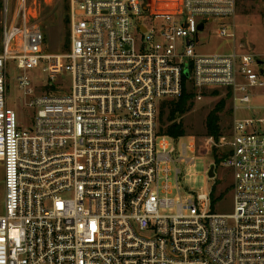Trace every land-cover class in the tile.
I'll return each instance as SVG.
<instances>
[{"label":"built area","instance_id":"2783aa9c","mask_svg":"<svg viewBox=\"0 0 264 264\" xmlns=\"http://www.w3.org/2000/svg\"><path fill=\"white\" fill-rule=\"evenodd\" d=\"M69 1V49L46 53L36 6L2 0L0 264H264V57L197 50L210 24L234 39L238 0ZM13 64L43 78H18L27 122L9 103ZM185 79L196 102L232 94V134L205 151L232 174L228 214L215 190L183 192L180 168L171 183L201 151L159 131Z\"/></svg>","mask_w":264,"mask_h":264},{"label":"rangeland","instance_id":"374dc122","mask_svg":"<svg viewBox=\"0 0 264 264\" xmlns=\"http://www.w3.org/2000/svg\"><path fill=\"white\" fill-rule=\"evenodd\" d=\"M31 7L36 6L38 10L39 24L46 35V53L65 52L69 48L68 35L69 25L66 23L67 18V0H27ZM2 0H0V20H1ZM232 25L234 39H223L219 36L211 35V30H216L215 24H210L207 27V33L202 35V44L197 48L199 53H230L233 49L248 51L260 57H264V0H238L236 15L228 21V26ZM28 74L34 81H41L43 78L37 77L38 72L23 71L17 69L16 65L10 67V92L9 103L13 105L19 119L27 122L29 112L25 110V97L22 90L19 89L18 78ZM56 84L63 87H70L69 78H56ZM217 94L208 93L205 98L196 102L193 99L191 111L183 116L182 121L187 129L186 136L180 140V144L191 145L192 140L189 137H194L197 148L201 147L198 153L188 152V157H195V163L192 165L178 164L172 166L171 183L175 185V168H180L183 173L181 187L183 192L187 190L193 191L196 194L214 192L215 212L221 214L231 213L233 210V195L231 186L233 177L229 170L222 165H218L215 169L216 179L208 178V170L218 160H221V150L214 149V157L206 156L207 138L206 135V119L208 115L224 102V108L219 113L221 133L219 142L223 137H229L232 134V129L235 121V111L233 109V100L224 90H216ZM214 92V91H213ZM255 100L253 105H264V89H259L255 92ZM254 115L250 112L239 111L237 117H249ZM214 138V137H213ZM225 151V150H224ZM212 165V166H211ZM224 181V183L221 182Z\"/></svg>","mask_w":264,"mask_h":264},{"label":"trees","instance_id":"16d2710c","mask_svg":"<svg viewBox=\"0 0 264 264\" xmlns=\"http://www.w3.org/2000/svg\"><path fill=\"white\" fill-rule=\"evenodd\" d=\"M67 18L66 23L69 25L70 1L67 0ZM68 41H69V34ZM69 48V44L67 46ZM185 88L183 95L178 100H169L162 103L161 112L159 115V131L160 134L166 135L172 139L179 140L186 136V128L182 121L183 116L191 111L193 99L195 98V89L185 79ZM217 94V91L212 92V95ZM231 92L228 96L231 97ZM224 108V102L215 108L206 119V135L219 139L222 135L220 127L219 113ZM220 161L218 160V163Z\"/></svg>","mask_w":264,"mask_h":264},{"label":"water","instance_id":"95a60500","mask_svg":"<svg viewBox=\"0 0 264 264\" xmlns=\"http://www.w3.org/2000/svg\"><path fill=\"white\" fill-rule=\"evenodd\" d=\"M204 29V23H202L200 26H199V30L200 31H203ZM197 40H198V37H197ZM259 64H262V62H258ZM260 73L264 76V70L262 67H260ZM185 76L188 78L189 77V72L188 70L186 69L185 71ZM209 177L210 178H215L216 177V173H215V166L213 165L211 168H210V171H209Z\"/></svg>","mask_w":264,"mask_h":264}]
</instances>
